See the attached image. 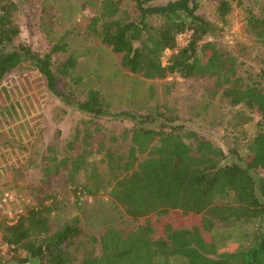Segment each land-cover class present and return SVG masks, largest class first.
Segmentation results:
<instances>
[{
  "label": "trees",
  "instance_id": "obj_1",
  "mask_svg": "<svg viewBox=\"0 0 264 264\" xmlns=\"http://www.w3.org/2000/svg\"><path fill=\"white\" fill-rule=\"evenodd\" d=\"M135 1L134 13L126 0H101L100 12L75 32L100 38L121 54L125 69L146 79H212L203 111L216 99L229 105L231 117L217 130L222 136H213V122H195L194 128L166 105L140 114L113 109L95 88L80 96L76 88L84 77L76 73L78 58L68 45L58 42L44 54L23 43L14 47L21 32L16 4L0 0V90L14 69L34 68L62 103L89 116L72 140L51 144L44 157V178L50 182L62 175L65 192L44 193L13 222L0 217V239L9 246L6 255L0 251V264H169L171 258L185 264H264V86L239 73L237 56L214 40L222 27L197 14L192 0L161 8L144 6L153 0ZM231 10L229 0H220L216 15L226 22ZM247 26L264 47V12L249 11ZM185 30L193 31L191 38L178 47ZM60 51L69 54L54 60ZM203 111L197 118L205 120ZM254 114L257 129L249 135ZM104 117L134 122L120 135L129 140L126 151L109 144L119 137L107 138L99 120ZM69 191L78 205L86 195L105 193L124 215L141 222L133 229L107 227L89 235L75 216L53 228L51 219L63 212ZM218 223L245 226L249 244L221 251L229 237H214ZM88 244H100L101 253Z\"/></svg>",
  "mask_w": 264,
  "mask_h": 264
},
{
  "label": "rangeland",
  "instance_id": "obj_2",
  "mask_svg": "<svg viewBox=\"0 0 264 264\" xmlns=\"http://www.w3.org/2000/svg\"><path fill=\"white\" fill-rule=\"evenodd\" d=\"M6 1L16 4L14 18L21 30L14 47L23 43L44 54L56 43L62 42L68 45L69 53L77 56L76 73L84 77L83 86L76 88L80 96H83V91L95 88L101 91L113 109L140 114L154 112L157 106L166 105L187 119V123L194 128L196 123L204 125V121L208 124L213 122L215 125L212 127L216 129L213 136L216 139L222 136V132L217 130H222L231 117L229 105L216 99L203 111V94L212 79L195 81L177 75L160 80L146 79L125 69L121 65V54L113 52L100 38L75 32L78 27L87 24L90 16L100 12L101 0ZM88 1L94 3L87 4ZM177 1L153 0L144 6L161 8ZM219 1L192 0L190 5H197V14L222 27V32L214 40L237 56L239 73L246 77V81L253 79L264 86V47L247 26L249 11L257 15L264 12V0H229L232 10L226 22L216 15ZM126 4L132 12L138 11L135 0H126ZM69 53L57 52L54 60L62 61ZM170 53L167 51L166 56ZM3 87L0 90V217L6 216L12 221L27 207L35 205L44 193L65 192L62 175L50 182L44 178V157L51 144L64 146L72 140L76 127L89 116L67 107L54 96L37 69H14L5 76ZM202 111L205 120L197 118V113ZM99 120L107 129V138L119 137L118 140L111 139L109 144L126 151L129 140L122 139L120 135L134 122L106 117ZM258 120L259 116L254 114V120L246 128L249 135L255 133ZM203 133L209 135L208 132ZM66 195L68 198L63 212L51 219L53 228L60 227L75 216L79 217L84 232L89 235L101 234L107 227L133 229L141 222L124 215V208L115 205L105 193L86 195L79 205L71 191ZM191 220L201 219L194 217ZM192 225L201 226L202 223ZM245 228L238 224H216L214 237L223 234L229 237L220 250L247 246L249 239L244 235ZM88 247L96 254L101 253L100 244H88ZM8 249L9 246L0 239V251L6 255ZM8 264L15 263L10 261ZM169 264H185V260L171 258Z\"/></svg>",
  "mask_w": 264,
  "mask_h": 264
},
{
  "label": "built area",
  "instance_id": "obj_3",
  "mask_svg": "<svg viewBox=\"0 0 264 264\" xmlns=\"http://www.w3.org/2000/svg\"><path fill=\"white\" fill-rule=\"evenodd\" d=\"M192 30H185L184 32L180 33L177 37V44L178 47H183L188 44L191 35H192ZM21 213H19L14 219H12V222L17 220V218L20 216Z\"/></svg>",
  "mask_w": 264,
  "mask_h": 264
}]
</instances>
